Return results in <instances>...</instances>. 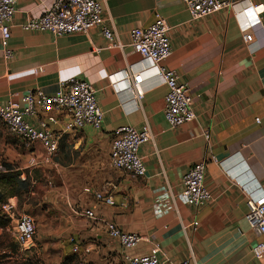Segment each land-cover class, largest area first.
Masks as SVG:
<instances>
[{
    "label": "crops",
    "instance_id": "1",
    "mask_svg": "<svg viewBox=\"0 0 264 264\" xmlns=\"http://www.w3.org/2000/svg\"><path fill=\"white\" fill-rule=\"evenodd\" d=\"M98 1L122 48H110L101 27L62 37L21 28L42 16L52 0H17L12 58L3 53L0 32V104L21 102L36 89L54 95L62 81L75 77L93 85L105 114L101 128L65 134L53 164L37 166L35 175L29 171L31 152L0 124V165L23 172L22 179L28 173L37 188L36 206L48 204L47 231L40 238L45 258L61 264L70 257V264H77L69 243L73 236L92 249L87 264H124L120 244L107 233L106 223L112 222L144 237L136 253L158 245L159 258L167 264H264L252 251L264 237L246 219L249 199L264 195V12L262 24L249 31L251 43L244 41L237 18L245 8H264V0H228L233 3L228 9L196 21L182 0ZM157 15L170 28L172 46L162 65L189 85L196 115L177 128L165 120L167 86L157 76L145 75L141 101H134L132 92L117 93L110 78L132 66L146 72L147 63L130 45V32L150 26ZM39 67L43 72L35 74ZM146 124L154 141L139 149L145 176L132 178L111 166V135L125 125L141 129ZM37 152L45 155L41 147ZM205 159V186L213 200L199 209L177 202L175 210L157 215L155 199L182 192L183 177ZM44 180L46 193L39 187ZM98 192L111 195L114 205L101 202ZM86 210L94 211L96 219L83 216Z\"/></svg>",
    "mask_w": 264,
    "mask_h": 264
},
{
    "label": "built area",
    "instance_id": "2",
    "mask_svg": "<svg viewBox=\"0 0 264 264\" xmlns=\"http://www.w3.org/2000/svg\"><path fill=\"white\" fill-rule=\"evenodd\" d=\"M182 2L192 21L219 13L233 5L228 0ZM16 4L17 0H0L1 45L6 58L13 56L9 41ZM103 12V4L98 0H52L42 16L27 20L21 28L25 31L48 32L62 37L74 33L87 34L91 29L101 27L104 37L109 41V47L122 48L114 29L106 25ZM263 12V7L251 6L237 13L246 43L253 42L249 31L262 24ZM169 32L168 24L160 15L156 16L150 26L132 29L130 45L133 52L140 56V62L147 63V70L138 72L132 69V66L110 78L117 93L132 92L135 95L134 101H141L144 97L141 84L145 75L149 73L157 76L167 86L164 98L165 120L171 128H177L194 121L196 115L189 85L180 83L177 72L162 65L172 54ZM34 72L39 74L43 69L39 67ZM95 92L93 85L75 77L62 81L59 91L54 95H47L40 89L31 90L21 102L11 100L4 105L0 104V124L31 152V166L53 164L65 134H79L86 126L101 128L105 114L98 104ZM29 118L34 119L36 123H31ZM256 123L260 124L261 119L256 118ZM205 137L209 140L210 133L206 132ZM150 141H154V135L148 124L141 129L131 125L117 128L111 135V166L132 178L144 177L145 166L139 149ZM39 147L45 152L43 157L37 152ZM207 162L205 159L190 168L183 177L182 192L167 193L155 199L157 215L175 210L177 202L199 209L213 200L211 192L205 186ZM2 169L0 165V171ZM96 196L104 204L114 205L111 195L98 192ZM248 208L247 222L258 235L264 237V195L258 200L249 199ZM0 212L10 219L19 246L29 248L37 238L36 218L22 211L15 198H9L2 203ZM81 214L96 219L92 210L83 211ZM193 225L196 227L198 222ZM106 229L108 235L120 244L124 264H167L159 258L161 249L158 245L152 246L145 254L135 252L144 241L143 236L126 232L112 222L106 223ZM69 243L72 245V254L77 257V264H87V257L92 253V249L88 246L81 247L73 236L69 238ZM252 251L257 260L264 259V240L258 242ZM172 264L192 262L186 260Z\"/></svg>",
    "mask_w": 264,
    "mask_h": 264
},
{
    "label": "rangeland",
    "instance_id": "3",
    "mask_svg": "<svg viewBox=\"0 0 264 264\" xmlns=\"http://www.w3.org/2000/svg\"><path fill=\"white\" fill-rule=\"evenodd\" d=\"M29 171L35 175L36 174V167L31 166L30 160H29ZM46 175H50L49 171H44L43 172ZM47 184L45 180L39 185L40 191L42 193H46L48 190V187H45ZM48 185V184H47ZM33 192L35 194H31L30 199H27L26 197H23L19 199V206L22 209V211L26 212L27 214L32 215L33 217L36 218L37 220V225H38V233L39 235L37 236V239L35 242L29 246V248H19L18 252L12 253V251L8 250L9 255L11 256L10 258L6 259L4 264H26V259H30L29 263L30 264H58V262L53 261V258H45L43 250H41V237L46 235L47 231V218H48V204H41L40 206H36L37 204V199H38V194H37V188H34L32 186ZM48 213H53V211L48 212ZM53 215V214H52ZM10 235V242L11 243H17L15 240V237L13 235V228L10 227L8 231ZM71 259L70 257L64 259L61 264H70Z\"/></svg>",
    "mask_w": 264,
    "mask_h": 264
},
{
    "label": "trees",
    "instance_id": "4",
    "mask_svg": "<svg viewBox=\"0 0 264 264\" xmlns=\"http://www.w3.org/2000/svg\"><path fill=\"white\" fill-rule=\"evenodd\" d=\"M2 168L0 171V205L12 197L30 199L33 189L29 174L26 173V178L22 179L23 172L15 171L9 164L3 163ZM10 227V219L0 212V264H4L5 260L11 257L8 250L15 253L20 248L18 243L10 242L8 233ZM29 260L26 259V264H30Z\"/></svg>",
    "mask_w": 264,
    "mask_h": 264
}]
</instances>
